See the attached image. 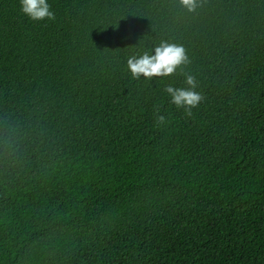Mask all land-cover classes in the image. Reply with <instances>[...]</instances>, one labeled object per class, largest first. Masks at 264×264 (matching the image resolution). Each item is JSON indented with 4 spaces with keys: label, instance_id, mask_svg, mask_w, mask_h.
<instances>
[{
    "label": "trees",
    "instance_id": "obj_1",
    "mask_svg": "<svg viewBox=\"0 0 264 264\" xmlns=\"http://www.w3.org/2000/svg\"><path fill=\"white\" fill-rule=\"evenodd\" d=\"M48 3L0 0V264H264V0ZM162 41L191 117L127 68Z\"/></svg>",
    "mask_w": 264,
    "mask_h": 264
},
{
    "label": "clouds",
    "instance_id": "obj_2",
    "mask_svg": "<svg viewBox=\"0 0 264 264\" xmlns=\"http://www.w3.org/2000/svg\"><path fill=\"white\" fill-rule=\"evenodd\" d=\"M180 5L188 12H195L200 6L199 0H179ZM20 11L32 22H53L55 12L51 9L48 0H19ZM154 55L144 52L139 56H131L127 60V68L133 79H152L155 77L168 78L174 76L177 70L184 75V83L187 87L177 88L168 85L164 92L171 98L170 103L187 117H191L193 110L203 102V95L196 91V78L183 72V67L190 63L186 50L181 45L162 41L154 48ZM154 123L164 125L166 116L161 114L160 106L153 105Z\"/></svg>",
    "mask_w": 264,
    "mask_h": 264
}]
</instances>
